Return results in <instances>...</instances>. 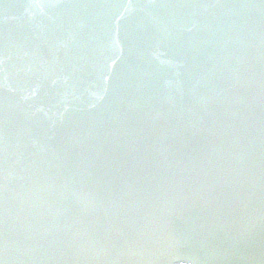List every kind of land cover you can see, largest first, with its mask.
<instances>
[{
	"label": "water",
	"instance_id": "obj_1",
	"mask_svg": "<svg viewBox=\"0 0 264 264\" xmlns=\"http://www.w3.org/2000/svg\"><path fill=\"white\" fill-rule=\"evenodd\" d=\"M0 264H264V0H0Z\"/></svg>",
	"mask_w": 264,
	"mask_h": 264
}]
</instances>
